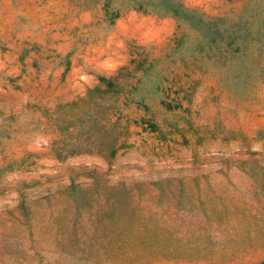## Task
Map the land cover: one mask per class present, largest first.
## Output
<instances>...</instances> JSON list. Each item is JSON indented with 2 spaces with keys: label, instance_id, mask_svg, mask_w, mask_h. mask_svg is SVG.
Listing matches in <instances>:
<instances>
[{
  "label": "rangeland",
  "instance_id": "rangeland-1",
  "mask_svg": "<svg viewBox=\"0 0 264 264\" xmlns=\"http://www.w3.org/2000/svg\"><path fill=\"white\" fill-rule=\"evenodd\" d=\"M176 1L264 15L0 0V264H264V53L216 67Z\"/></svg>",
  "mask_w": 264,
  "mask_h": 264
},
{
  "label": "trees",
  "instance_id": "trees-1",
  "mask_svg": "<svg viewBox=\"0 0 264 264\" xmlns=\"http://www.w3.org/2000/svg\"><path fill=\"white\" fill-rule=\"evenodd\" d=\"M167 10L178 20L184 17L193 23L200 42L195 50L204 53L216 67L223 66L235 55L243 56L249 52L255 55L258 54L257 50L264 53V15L259 18L260 24L254 26L252 15L230 21L225 17L206 18L204 14L185 8L177 1L169 5ZM113 78L100 77L99 80L111 87L114 84ZM100 90V85L95 86L89 89L88 95Z\"/></svg>",
  "mask_w": 264,
  "mask_h": 264
}]
</instances>
